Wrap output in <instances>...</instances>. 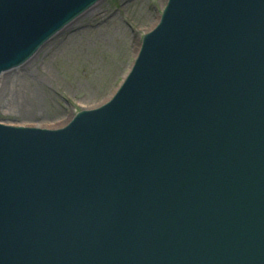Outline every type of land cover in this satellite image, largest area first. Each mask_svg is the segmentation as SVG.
<instances>
[{"label":"water","instance_id":"water-1","mask_svg":"<svg viewBox=\"0 0 264 264\" xmlns=\"http://www.w3.org/2000/svg\"><path fill=\"white\" fill-rule=\"evenodd\" d=\"M98 1L0 0V75ZM166 3L107 103L0 123V264H264V0Z\"/></svg>","mask_w":264,"mask_h":264},{"label":"rangeland","instance_id":"rangeland-1","mask_svg":"<svg viewBox=\"0 0 264 264\" xmlns=\"http://www.w3.org/2000/svg\"><path fill=\"white\" fill-rule=\"evenodd\" d=\"M166 1L98 2L71 22L77 24L70 30L59 35L60 31L46 42L30 64L3 74L0 122L57 129L76 113L112 97L128 73L143 36L160 19ZM93 9L96 13L89 15ZM31 90L35 94H30ZM14 96L24 101V109L13 103Z\"/></svg>","mask_w":264,"mask_h":264},{"label":"bare ground","instance_id":"bare-ground-1","mask_svg":"<svg viewBox=\"0 0 264 264\" xmlns=\"http://www.w3.org/2000/svg\"><path fill=\"white\" fill-rule=\"evenodd\" d=\"M96 11L97 10H95V9H93L90 13H88L89 15L90 14H95L96 13ZM77 19V18H76ZM75 19V20H76ZM75 20H73V21H75ZM73 21H71V22H73ZM75 24H77L76 22L75 23H69L67 26H65L62 30H61V32L59 33V35L62 33V32H64V31H68V30H70V28H72ZM42 50V49H41ZM138 49H136V51H137ZM34 58V56L33 57H31L28 61H26L23 65V67H25V66H27L28 64H30L33 60ZM35 59V58H34ZM7 72H9V71H7ZM4 73H6V72H4ZM4 73H2L1 75H0V79L4 76L3 74ZM30 82H29V84H28V86H32L31 85V80H29ZM25 83H28V81H26ZM30 94H35V91H33V90H31L30 92H29ZM12 101H13V103H15L17 106H19V108L20 109H24L25 107H26V105L24 104V101H21L20 100V98H18L17 96H14V97H12ZM103 103H105V102H103ZM103 103H101V104H99V105H97V106H101ZM25 111H28V109L27 110H25Z\"/></svg>","mask_w":264,"mask_h":264}]
</instances>
